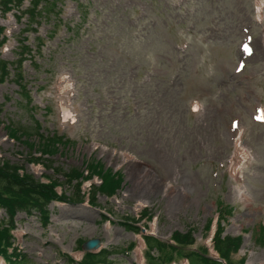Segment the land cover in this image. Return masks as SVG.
<instances>
[{"label":"rangeland","instance_id":"obj_1","mask_svg":"<svg viewBox=\"0 0 264 264\" xmlns=\"http://www.w3.org/2000/svg\"><path fill=\"white\" fill-rule=\"evenodd\" d=\"M21 1L0 5V160L58 194L97 186L96 174L64 178L94 161L120 179L91 205L50 202L46 224L17 213L10 234L26 264L98 250L108 264H187L210 223L241 238L231 264H264V0L260 14L257 0H38L31 15ZM54 133L69 144L40 153L38 135ZM140 229L159 245L146 250ZM175 232L194 244L166 248Z\"/></svg>","mask_w":264,"mask_h":264},{"label":"trees","instance_id":"obj_2","mask_svg":"<svg viewBox=\"0 0 264 264\" xmlns=\"http://www.w3.org/2000/svg\"><path fill=\"white\" fill-rule=\"evenodd\" d=\"M37 2L38 0L32 1L31 7L25 10L27 14L31 15L34 13L35 4ZM0 5L3 6L1 8L4 10H9L11 7L18 8L21 5V0H0ZM5 41L4 29L0 28V47ZM38 41L40 42V40ZM18 46H20V43ZM15 50L18 52L19 48ZM21 61L22 59L18 56V65H20ZM8 67L10 68L9 63L0 60V79H3L7 74ZM36 128H38V125H36ZM8 132L10 139L19 141L23 138L24 140L22 143L28 147L29 150L32 149V144L26 142L25 138L28 137V135L24 130L21 131L16 128L13 129L8 127ZM54 134L46 135L45 137L38 135L40 139L37 145H39L38 151L40 153L51 154L57 151L58 146L69 144V139L62 135L59 136ZM29 159H31V161H36V163H41L39 159L32 157V155L30 156V154ZM92 174H96V176L99 177V184H97V186H90L87 192L82 190L83 184L81 185L80 182L78 183V179H75L77 182L75 185L73 184L70 186L72 191L68 195H66L65 192H60V194H58L55 190V182L49 181L47 177L45 182H40L27 175L22 167L0 160V209H2L5 214V221L0 223V257L3 258L5 264L27 263L25 256L21 255L16 246L13 245L14 238L10 234V228L17 213L22 212L27 216L31 213H36L43 224H46L49 215L47 207L50 202L82 203L86 202L87 199V202L91 205L94 204L95 198L92 196L94 191L106 196L113 195L114 191L119 186V175L116 172L112 173L110 170H103L99 164L96 165V161L89 166V171L85 176L78 171L71 170V172L65 173L64 178L67 180L69 176L87 180ZM68 185H70V183ZM224 213L231 214V209L228 208L225 211H217L219 217L221 215L224 216ZM144 216H149V214H147L143 208L140 211L138 219H131L128 221L136 224L140 222L138 220H141ZM221 220L223 221V218ZM204 229L207 231V234L210 235V239L205 241L206 244H204L203 248L189 250L190 254L184 257L187 264H190L191 258L200 261L202 264H231L229 258L232 254L237 253L241 238L221 236L222 227L219 223H215L213 230L211 228V223ZM143 230L145 231V229ZM259 231L262 232L261 234H264L263 227H260ZM138 233H140V230ZM140 235L142 234L140 233ZM261 236L259 237V243L264 245V235L262 236L263 241L261 240ZM141 241L146 250L152 248L151 244L155 245L156 243L157 246L159 245L158 242H155L156 240L153 241L151 237L146 235H143ZM169 243V245L165 246L166 248H186L191 247L194 244V240L190 232H186L185 234L175 232L171 235ZM161 246L164 247V244ZM207 251L210 256H205ZM80 256L81 259L76 264H108L107 258H109L110 255H108L106 251H99L95 254L82 253L81 251Z\"/></svg>","mask_w":264,"mask_h":264},{"label":"water","instance_id":"obj_3","mask_svg":"<svg viewBox=\"0 0 264 264\" xmlns=\"http://www.w3.org/2000/svg\"><path fill=\"white\" fill-rule=\"evenodd\" d=\"M89 244H91L92 246H94V244H93V243H89ZM89 244H88V245H89Z\"/></svg>","mask_w":264,"mask_h":264},{"label":"bare ground","instance_id":"obj_4","mask_svg":"<svg viewBox=\"0 0 264 264\" xmlns=\"http://www.w3.org/2000/svg\"><path fill=\"white\" fill-rule=\"evenodd\" d=\"M260 14V13H259ZM237 156V155H236ZM238 157H240V156H238Z\"/></svg>","mask_w":264,"mask_h":264}]
</instances>
